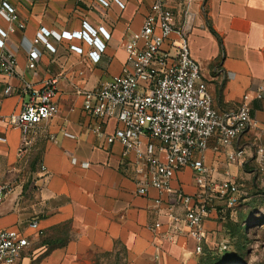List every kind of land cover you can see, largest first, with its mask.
<instances>
[{
    "label": "crops",
    "instance_id": "crops-1",
    "mask_svg": "<svg viewBox=\"0 0 264 264\" xmlns=\"http://www.w3.org/2000/svg\"><path fill=\"white\" fill-rule=\"evenodd\" d=\"M26 23L23 34L13 37L18 71L40 87L46 79H58V111L28 134L22 153V131L6 128L0 121V184L9 195L0 205V230H17L30 244L15 264H192L195 242L183 232L171 240L172 230L165 204L156 207L155 190L148 196L137 192L143 174L133 157L125 158L119 143L107 145L93 131L83 110V90H91L118 75L126 59L127 27L138 30L156 0H7ZM180 25L191 19L189 44L201 66L202 81L220 112L237 109L244 96L252 109V126L232 147H221L213 138L205 153V165L218 181L237 180L244 166L227 159V153L244 150L247 163L254 141L264 144V0H165ZM121 3V4H120ZM103 27L109 34L98 63L85 41L61 39L62 32ZM40 27L53 32L49 41L55 53L43 50L36 75L27 68V55L19 41L32 40ZM71 45L83 52L76 53ZM18 46V47H17ZM18 86L17 79H11ZM3 85L0 84V94ZM21 90L2 101V115L19 111L27 95ZM21 95V96H20ZM115 119L103 124L111 134ZM250 160V159H249ZM194 172L177 174L173 188L195 193ZM162 212V214H159ZM216 213L206 222L215 229ZM38 221L37 230L31 228ZM161 226L156 227V223Z\"/></svg>",
    "mask_w": 264,
    "mask_h": 264
},
{
    "label": "built area",
    "instance_id": "built-area-1",
    "mask_svg": "<svg viewBox=\"0 0 264 264\" xmlns=\"http://www.w3.org/2000/svg\"><path fill=\"white\" fill-rule=\"evenodd\" d=\"M175 19L165 0H156L140 29L127 27L126 59L121 72L80 94L93 131L102 136L107 145L121 144L122 155L133 157L143 173L137 183L138 194L148 196L155 190L156 207L166 205L165 214L172 230L170 239L187 233L195 242V253L200 255L209 238L206 222L213 212L217 213L214 203L223 202L232 208L239 193L231 179L215 181L209 178L205 153L213 138L219 145L216 151L221 147H232L252 126V109L247 102L248 96H244V103L237 109L220 112L214 108L212 95L202 81L201 66L191 53V19L186 17L180 25ZM25 30L26 23L16 8L7 0H0V84L3 85L0 121L7 129L20 128L22 153L29 144V132L54 118L58 111V79H46L36 87L18 71L13 37ZM99 34L109 39L103 27L95 30L84 23L80 31L62 32L60 40L77 38L85 41L94 48L88 53L89 58L98 63L106 49ZM52 35L50 29L40 27L32 40L23 36L19 41L27 55V68L33 75H36L43 50L56 52V47L49 41ZM70 49L83 52L75 45ZM11 79H17L19 85L13 86ZM15 90H21V95H27L28 100L22 101L19 111L2 115L3 99ZM263 92L264 86H260L258 99L263 98ZM111 119H115L119 127L108 134L103 131V124ZM256 158L264 162L263 147L257 148ZM227 159L240 166L247 164L241 149L228 152ZM185 169L194 172L197 191L191 195L182 188L172 187L177 174ZM10 191L8 184H0V205ZM30 226L42 234L38 221H33ZM155 226H161V222ZM29 244V238L17 230H0V264L17 263Z\"/></svg>",
    "mask_w": 264,
    "mask_h": 264
},
{
    "label": "rangeland",
    "instance_id": "rangeland-1",
    "mask_svg": "<svg viewBox=\"0 0 264 264\" xmlns=\"http://www.w3.org/2000/svg\"><path fill=\"white\" fill-rule=\"evenodd\" d=\"M262 140L254 141L245 171L232 179L239 189L235 206L214 203L215 229L192 264H264V162L256 158L257 148H264ZM209 178L215 180L212 174Z\"/></svg>",
    "mask_w": 264,
    "mask_h": 264
},
{
    "label": "trees",
    "instance_id": "trees-1",
    "mask_svg": "<svg viewBox=\"0 0 264 264\" xmlns=\"http://www.w3.org/2000/svg\"><path fill=\"white\" fill-rule=\"evenodd\" d=\"M205 246H206V244H205ZM205 246H204V249H205Z\"/></svg>",
    "mask_w": 264,
    "mask_h": 264
}]
</instances>
